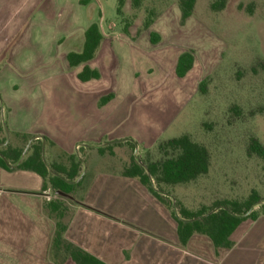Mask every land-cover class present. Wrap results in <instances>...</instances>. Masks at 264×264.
<instances>
[{"label":"crops","instance_id":"1","mask_svg":"<svg viewBox=\"0 0 264 264\" xmlns=\"http://www.w3.org/2000/svg\"><path fill=\"white\" fill-rule=\"evenodd\" d=\"M81 1L0 0L1 137H9L7 144L16 141L15 148H22V141L14 135L32 137V144L49 139L47 164L50 157L61 162L78 155V146L80 154L98 153L93 168L82 163L81 185L64 203L66 240L105 264H264V216L243 222L231 237V249L216 251L201 235L183 249L166 206L138 180L124 177V168L100 169L101 160L113 155H100L98 149L112 146L114 154V146H120L109 143L132 140L137 148L152 150L166 141L198 97L200 83L219 70L225 47L214 38L206 48L192 42L204 33L197 18L200 0L184 25L178 2L160 0L166 6L150 28L140 32L133 27L130 35L109 33L118 15L109 21L99 0ZM93 24L100 26L103 41L87 65L101 78L82 82L78 75L86 65L72 68L68 55L82 53ZM152 33L160 36L158 44L152 43ZM190 51L194 67L179 78V58ZM108 95L114 98L100 107ZM57 195L44 191L43 179L32 171L0 167V264H56L51 257L56 222L45 205L63 202ZM62 258V264H76Z\"/></svg>","mask_w":264,"mask_h":264},{"label":"rangeland","instance_id":"2","mask_svg":"<svg viewBox=\"0 0 264 264\" xmlns=\"http://www.w3.org/2000/svg\"><path fill=\"white\" fill-rule=\"evenodd\" d=\"M99 2L106 18L114 20L117 0ZM142 2V7L134 10L132 0H127L125 15L108 29L109 33L123 32L124 23H132L134 31L140 30L146 19L155 18L166 6L159 0ZM208 2L200 0L197 18L204 33L198 34L199 41L192 38V42L199 48H206L214 38L225 47L223 62L219 70L207 78L206 92L199 93L188 105L176 123L175 131L166 135L164 140L189 134L195 142L209 150L210 171L190 185H162L161 189L172 194L170 199L174 203L179 201L194 212L203 207L212 209L217 202L243 203L256 191L262 204L254 211L260 212L264 205V160L250 155L248 147L252 139H257L264 146V0H232L229 9L220 14L212 13ZM252 2L255 6L251 16L246 8ZM240 6L244 9L240 10ZM167 32L175 37L171 27L167 28ZM12 143L16 144V141ZM20 144L23 148L24 144ZM176 154L172 150H159L158 146L152 150H134L128 144H121L114 146L112 158L107 155L101 160L104 164L100 169L121 172L124 164H129L133 157L150 163L172 158ZM93 155L98 158L96 152L82 151L77 160L81 163L87 161V166L93 168ZM49 161L55 160L50 157ZM61 163L69 165L67 159ZM57 197L65 204L70 201L60 193Z\"/></svg>","mask_w":264,"mask_h":264},{"label":"trees","instance_id":"3","mask_svg":"<svg viewBox=\"0 0 264 264\" xmlns=\"http://www.w3.org/2000/svg\"><path fill=\"white\" fill-rule=\"evenodd\" d=\"M142 1L132 0L133 9L139 10L142 7ZM176 1L182 13L181 24L184 25L193 16L197 0ZM229 1L212 0L210 10L214 13H221L226 10ZM126 2L127 0H118V19L125 15L124 8ZM81 3L86 4L87 0H82ZM254 6L255 3L252 2L246 8V12L251 16L254 14ZM239 8L240 10L244 9L243 6ZM158 16L146 19L140 32L149 29ZM132 28V23H124L123 32L130 35ZM85 38V46L82 53H70L68 55V61L72 68L86 65L78 75V79L82 82L101 78L98 71L90 69L87 65L95 58L103 41L100 26L98 24L91 25L85 34ZM151 38L153 44H158L161 40L160 36L155 33H152ZM194 63L195 57L192 51L183 53L178 61L176 75L179 78H184L193 69ZM262 68L264 70V66ZM207 80L205 79L200 83V93L206 92ZM113 98L114 95L102 98L99 106H105ZM4 131V125L0 124L1 168L9 172L23 170L38 174L43 179L44 191L51 189L53 192L66 196H71L77 192L82 182L77 181L81 177L80 171L82 165L81 161L77 160L78 155L66 157L69 162L68 166L61 163L62 160L61 162L55 160L51 164H47L44 159V145L52 146L53 143L43 137L42 141L38 140L34 144H31L29 149L30 155L21 162L24 150L32 137L14 135L16 139L22 141L24 144L23 148H15L12 142L4 145L7 141V138L1 137ZM118 144H128L134 150L138 146L132 140ZM157 146L159 150H172L177 154L172 158L150 163L139 161L136 157H133L131 162L124 167L122 175L126 178L138 180L171 212L178 225L179 242L183 249L187 248L189 241L195 235L208 237L212 241L216 251L219 249H231L234 246L231 237L237 228L247 220L256 221L261 216H264V205L261 206L260 212L254 211L255 207L262 204V199L256 191H253L250 197L243 203L236 201L217 202L212 209L203 207L201 210L194 212L183 206L179 201H176L177 210H175L174 202L170 199L172 194L163 191L161 186L176 187L190 185L199 178L208 175L211 167V154L205 146L195 142L189 134H183L166 141L165 144L159 143ZM111 150L112 146H108L106 148H99L98 152L100 155H104L107 151H110V154L113 155ZM248 152L250 155H257L264 160V146L257 139L251 140ZM5 160L14 166V168H10ZM45 210L56 222V230L51 246V257L56 264L63 263V256L69 257L76 264H105L66 240L65 234L69 226V222L66 220L68 209L63 202L51 201L45 205ZM211 212L213 214H210Z\"/></svg>","mask_w":264,"mask_h":264},{"label":"water","instance_id":"4","mask_svg":"<svg viewBox=\"0 0 264 264\" xmlns=\"http://www.w3.org/2000/svg\"><path fill=\"white\" fill-rule=\"evenodd\" d=\"M8 142H9V137H8V140H7L6 144H7ZM32 142H33V141H30L29 145L27 146L26 150L24 151L21 161H22V160L24 159V157L26 156L28 150L30 149V146H31ZM116 143H120V141H119V142L109 143L108 145H113V144H116ZM6 144H4V145H6ZM44 150H45V146H44ZM5 161H6V160H5ZM6 163H7V165H8L10 168H14V166L10 165V164L8 163V161H6ZM174 209L176 210V203H174ZM210 214H213V212H211ZM210 214H209V215H210ZM199 219H200V218H199ZM195 220H197V219H195ZM195 220H192V221H195Z\"/></svg>","mask_w":264,"mask_h":264},{"label":"built area","instance_id":"5","mask_svg":"<svg viewBox=\"0 0 264 264\" xmlns=\"http://www.w3.org/2000/svg\"><path fill=\"white\" fill-rule=\"evenodd\" d=\"M80 149H81V146H78V147L76 148L77 152H79ZM47 196H48V199L51 200V199H50V195H47Z\"/></svg>","mask_w":264,"mask_h":264}]
</instances>
